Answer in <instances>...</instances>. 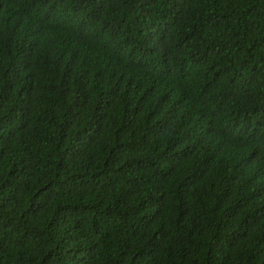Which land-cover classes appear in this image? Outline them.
Here are the masks:
<instances>
[{"label": "trees", "instance_id": "obj_1", "mask_svg": "<svg viewBox=\"0 0 264 264\" xmlns=\"http://www.w3.org/2000/svg\"><path fill=\"white\" fill-rule=\"evenodd\" d=\"M0 264H264V0H0Z\"/></svg>", "mask_w": 264, "mask_h": 264}]
</instances>
